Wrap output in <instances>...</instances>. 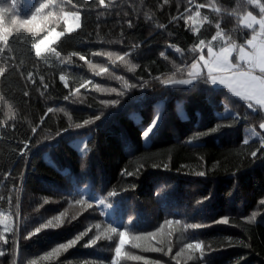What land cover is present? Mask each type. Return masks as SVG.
Masks as SVG:
<instances>
[{
  "label": "trees",
  "instance_id": "trees-1",
  "mask_svg": "<svg viewBox=\"0 0 264 264\" xmlns=\"http://www.w3.org/2000/svg\"><path fill=\"white\" fill-rule=\"evenodd\" d=\"M42 3L49 0H0L10 29L0 41V234L8 239L0 240V264H264V112L213 87L203 72L189 86L169 82L189 77L201 55L194 46L204 41L205 53L218 31L246 45L253 32L241 19L260 18L259 7L52 0L37 12ZM65 12L79 13V27L37 57L34 44L65 30ZM157 115L145 139L142 130ZM85 136L80 154L74 139ZM222 218L229 222L216 223ZM48 220L56 226L26 238ZM191 223L204 227L185 229ZM110 227L127 233L119 258L120 237ZM82 233L71 248L53 251ZM193 240L203 242V259L184 247Z\"/></svg>",
  "mask_w": 264,
  "mask_h": 264
},
{
  "label": "snow or ice",
  "instance_id": "snow-or-ice-1",
  "mask_svg": "<svg viewBox=\"0 0 264 264\" xmlns=\"http://www.w3.org/2000/svg\"><path fill=\"white\" fill-rule=\"evenodd\" d=\"M96 0H93V3H95ZM100 7L107 8L111 6V0H109L108 3H106V0H98ZM167 2V0H165ZM193 0H189V3H192ZM52 3V0H49V4ZM248 3L253 4L254 6L259 7L260 9V18L257 19V17L253 16L250 12L245 13V15L241 19V23L244 24L245 27L252 29L253 35L250 39L246 41V45H239L237 46L235 43L231 42L228 38L224 37L221 32H217L215 36L212 37L213 40H216L218 37H221L225 39L224 46L220 47L217 51L213 44L208 43L207 45V55L205 56L203 54V45L204 41H200L199 45H195L194 49L196 51H200L201 55L198 59L194 60L191 64V70L188 71V76L191 79L187 80H179V81H169L171 83L176 84H191L194 79L199 77L201 75V72L203 69L207 70V79L208 82H210L212 85H223L233 96L239 97L241 100H244L247 103V107L252 109L253 111L257 110V106L259 110L264 111V4L259 3V0H248ZM49 4H41L39 8H37V12L40 11L42 8H46L49 6ZM13 6H15V0H13ZM197 9L205 7L203 4H197ZM7 9L0 8V41L6 42V37L8 34H10L9 27H6L4 25L5 17L3 15L4 12H6ZM187 11V10H186ZM65 18L72 17L77 23L76 27H79V20L80 15L79 13L75 12H69L65 13ZM196 15H199V12L197 11ZM35 17H33V20ZM177 19V18H174ZM189 19L195 20L194 17H189ZM12 24H16L17 21L13 20L11 21ZM32 20H23L19 21V24L21 26L31 24ZM185 23H187V20H185ZM255 25H258V29L255 27ZM129 26L131 27V23L129 22ZM219 27V25H217ZM69 30H71V25L69 26ZM59 35V34H58ZM48 37H45L44 40H41L39 43L34 44L35 48V54L37 57L41 56V45L45 43L46 40H48ZM177 51H180V49H177ZM233 53H235V59L233 61ZM98 54V53H97ZM75 55V53H73ZM111 55V53H109ZM123 59V57H120ZM80 59L83 60L84 57L80 56ZM101 71H104V69H101ZM0 75H2V72H0ZM29 79L32 78V73L28 74ZM61 80H64V76L60 77ZM47 87V85H45ZM132 87H135V85H132ZM25 95H28L26 92ZM107 103V102H105ZM112 103H116L113 101ZM49 111H52L50 108ZM101 117L98 115L95 117L96 120H99ZM236 118H239V114H236ZM160 117L159 115L154 118L149 126L142 130V136L147 139L150 137L151 134L154 133V130L158 127V121ZM85 124L89 123V121H85ZM80 125H77L79 127ZM259 128L262 132H264V122H261L259 125ZM217 129L214 128L212 131H216ZM33 133L36 132V129H32ZM191 143V141H189ZM244 143L247 144L248 140L245 139ZM25 149L28 148V144L25 143L24 145ZM260 149H264V139L260 142ZM259 149L256 151L251 152V156L253 158L257 157ZM127 175H131V173H125ZM199 176H204V172L197 173ZM110 195L114 196L116 193H110ZM2 199V197H0ZM204 199H207L205 197ZM202 202V201H201ZM76 203L78 204H85V201L83 199L77 200ZM103 203V201H101ZM260 205H264V199H261L259 201ZM88 207H91V204L87 205ZM3 214L0 213V216ZM255 213H253V219L255 218ZM61 216H63V213H61ZM57 223L62 222L61 217L57 216L53 218ZM229 221L227 218H222L216 223L220 224H227ZM167 224L171 225L173 223L179 225L181 222L179 220L172 221L168 220L166 221ZM53 220H48L47 223L42 224L41 227H37L34 232L29 233L28 237L31 238V236L38 234L41 231V228H48V227H54ZM99 228V225L96 226ZM185 229L191 228V229H199L204 227V225L199 223H191V224H185ZM6 231H9L7 227H5ZM108 232L115 233L119 235L120 240L116 244L115 247V254L116 257L119 258L121 255L122 248L124 246V237L127 234L125 231H118L116 227H110L107 229ZM86 235V233H82L80 235H77L74 239L68 241L67 243L60 244L58 248L54 249L53 251L56 253H59L62 250H67L74 246L79 240L82 239V236ZM155 233H149L148 237L154 236ZM148 237H144L147 239ZM99 239V237H95L89 241V245H94ZM133 239H141V237H133ZM0 240H3L6 244L8 242V239L3 235L0 234ZM88 246V245H86ZM133 247H136V244L132 245ZM188 250L198 251L201 254V259L204 258V245L202 241L193 240L192 242L186 243L184 246ZM158 250V249H153ZM171 251V249H169ZM183 251V249L181 250ZM4 255V251L0 250V256ZM49 256L52 255V253L48 254ZM177 255H180V253H177ZM133 260H139L141 257L138 256H132L129 257ZM192 257L190 256L189 259ZM113 264H116L115 261H113ZM158 264V262H157Z\"/></svg>",
  "mask_w": 264,
  "mask_h": 264
},
{
  "label": "rangeland",
  "instance_id": "rangeland-1",
  "mask_svg": "<svg viewBox=\"0 0 264 264\" xmlns=\"http://www.w3.org/2000/svg\"><path fill=\"white\" fill-rule=\"evenodd\" d=\"M65 13H69V12H65ZM64 13V14H65ZM77 13V12H75ZM254 16V15H253ZM63 18H64V21H65V30L64 31H59V30H56V29H52L50 30L43 38H41L37 43H39L41 40H44L45 37H48L49 39L45 41L44 44L41 45V53H44L45 51H47L50 46L64 33V32H69V31H72L74 29H76L77 27L75 26L76 25V21L72 18V17H68L67 19L65 18V15H63ZM259 19V18H257ZM194 22H196L197 24L199 23L196 19L194 20ZM79 23V22H78ZM71 25V30H69V26ZM255 27L258 29V25H255ZM59 34V35H58ZM222 38L221 37H218L216 40H212L211 41V44H214L215 42H220ZM214 46V45H213ZM215 47V46H214ZM216 48V47H215ZM220 48V47H219ZM219 48H216V50L218 51ZM206 52H207V47H206ZM205 52V53H206ZM234 54V53H233ZM207 55V54H206ZM191 70V68H190ZM189 70V71H190ZM187 79H191L190 77L188 78H184V79H181V80H187ZM174 81H179V80H174ZM192 84V83H191ZM191 84H176V83H171L170 82V85L172 86H177V85H182V86H189ZM86 140H87V137H80V138H77V139H74V142H75V147L78 149L79 153L80 154H84L85 151H86Z\"/></svg>",
  "mask_w": 264,
  "mask_h": 264
},
{
  "label": "crops",
  "instance_id": "crops-1",
  "mask_svg": "<svg viewBox=\"0 0 264 264\" xmlns=\"http://www.w3.org/2000/svg\"><path fill=\"white\" fill-rule=\"evenodd\" d=\"M243 24V23H242ZM244 25V24H243ZM205 56H206V54H207V52L206 53H203ZM234 61V60H233ZM202 72L207 76V70L206 69H203L202 70ZM201 72V73H202ZM212 85V84H211ZM213 87H215V88H224V89H226L225 87H223V85H212ZM227 90V89H226ZM239 98V97H238ZM264 112V111H263Z\"/></svg>",
  "mask_w": 264,
  "mask_h": 264
}]
</instances>
